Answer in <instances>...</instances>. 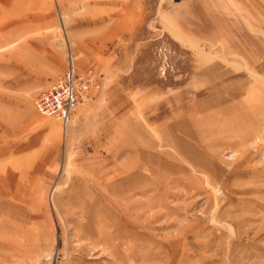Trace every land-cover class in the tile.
I'll return each instance as SVG.
<instances>
[{
    "label": "rangeland",
    "instance_id": "obj_1",
    "mask_svg": "<svg viewBox=\"0 0 264 264\" xmlns=\"http://www.w3.org/2000/svg\"><path fill=\"white\" fill-rule=\"evenodd\" d=\"M0 264H264V0H0Z\"/></svg>",
    "mask_w": 264,
    "mask_h": 264
},
{
    "label": "built area",
    "instance_id": "obj_2",
    "mask_svg": "<svg viewBox=\"0 0 264 264\" xmlns=\"http://www.w3.org/2000/svg\"><path fill=\"white\" fill-rule=\"evenodd\" d=\"M94 81L92 70L79 74L71 61L64 74L56 78L38 96L35 103L37 112L43 117L54 118L66 126L71 120L73 111Z\"/></svg>",
    "mask_w": 264,
    "mask_h": 264
}]
</instances>
